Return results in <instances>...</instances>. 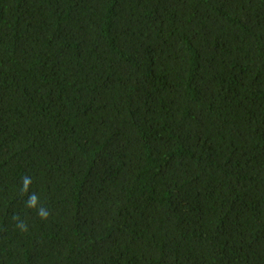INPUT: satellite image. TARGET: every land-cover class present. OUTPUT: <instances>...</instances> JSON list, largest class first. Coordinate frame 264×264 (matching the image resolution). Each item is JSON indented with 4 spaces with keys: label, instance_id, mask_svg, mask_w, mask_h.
<instances>
[{
    "label": "trees",
    "instance_id": "obj_1",
    "mask_svg": "<svg viewBox=\"0 0 264 264\" xmlns=\"http://www.w3.org/2000/svg\"><path fill=\"white\" fill-rule=\"evenodd\" d=\"M0 264H264V0H0Z\"/></svg>",
    "mask_w": 264,
    "mask_h": 264
},
{
    "label": "clouds",
    "instance_id": "obj_2",
    "mask_svg": "<svg viewBox=\"0 0 264 264\" xmlns=\"http://www.w3.org/2000/svg\"><path fill=\"white\" fill-rule=\"evenodd\" d=\"M28 183H30V181L27 180V179H25V185H27ZM42 215H44V218H45V219L47 218L46 214H42Z\"/></svg>",
    "mask_w": 264,
    "mask_h": 264
}]
</instances>
